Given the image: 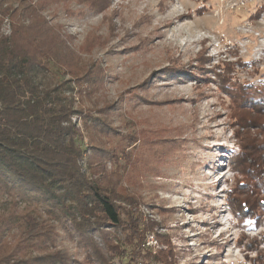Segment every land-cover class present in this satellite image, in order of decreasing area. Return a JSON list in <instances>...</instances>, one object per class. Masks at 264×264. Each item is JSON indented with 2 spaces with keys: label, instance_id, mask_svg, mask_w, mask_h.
<instances>
[{
  "label": "rangeland",
  "instance_id": "374dc122",
  "mask_svg": "<svg viewBox=\"0 0 264 264\" xmlns=\"http://www.w3.org/2000/svg\"><path fill=\"white\" fill-rule=\"evenodd\" d=\"M41 1L82 59L68 61L84 73L74 107L116 132L73 122L138 206L119 203L154 226L146 254L140 242L112 264H264V165L248 170L264 158V0H27ZM61 233L82 260L86 244Z\"/></svg>",
  "mask_w": 264,
  "mask_h": 264
},
{
  "label": "trees",
  "instance_id": "16d2710c",
  "mask_svg": "<svg viewBox=\"0 0 264 264\" xmlns=\"http://www.w3.org/2000/svg\"><path fill=\"white\" fill-rule=\"evenodd\" d=\"M45 4L0 0V195L9 198L0 214V264H112L113 254L130 256L140 242L146 254V237L154 226L142 221L138 209L119 203L138 206L107 171L111 151L95 141L87 124L85 143L73 122L78 115L104 133L115 131L74 107L72 94L79 87L76 92L71 84L81 88L84 73L68 61L81 58L40 14ZM88 72L93 85L96 75ZM250 156L249 171L264 165V158ZM109 228L115 230V242ZM61 230L86 244L82 260L65 247ZM97 233L103 247L94 240Z\"/></svg>",
  "mask_w": 264,
  "mask_h": 264
}]
</instances>
